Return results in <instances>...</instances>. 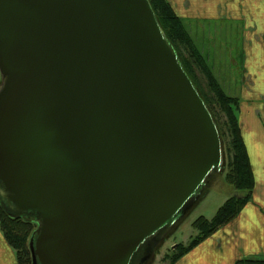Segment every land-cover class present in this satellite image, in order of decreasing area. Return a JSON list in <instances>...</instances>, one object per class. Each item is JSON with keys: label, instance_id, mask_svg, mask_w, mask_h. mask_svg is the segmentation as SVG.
Listing matches in <instances>:
<instances>
[{"label": "water", "instance_id": "obj_1", "mask_svg": "<svg viewBox=\"0 0 264 264\" xmlns=\"http://www.w3.org/2000/svg\"><path fill=\"white\" fill-rule=\"evenodd\" d=\"M0 196L32 264H128L223 165L148 0H0Z\"/></svg>", "mask_w": 264, "mask_h": 264}, {"label": "crops", "instance_id": "obj_2", "mask_svg": "<svg viewBox=\"0 0 264 264\" xmlns=\"http://www.w3.org/2000/svg\"><path fill=\"white\" fill-rule=\"evenodd\" d=\"M183 19L223 17L220 0H168ZM232 17L244 19L239 125L254 175L251 200L238 215L184 253L174 264H264V0H232ZM220 8V10H219ZM229 15L226 14V16ZM0 264H17L0 231Z\"/></svg>", "mask_w": 264, "mask_h": 264}, {"label": "trees", "instance_id": "obj_3", "mask_svg": "<svg viewBox=\"0 0 264 264\" xmlns=\"http://www.w3.org/2000/svg\"><path fill=\"white\" fill-rule=\"evenodd\" d=\"M148 1L164 35L173 45L182 68L214 120L227 160V179L236 192H241L226 198L211 219L200 215L193 221V226L197 230L195 236L186 244H175L171 252L163 256V264H174L189 249L238 215L244 205L251 200L255 181L239 125V98L223 91L207 66L203 55L195 46L182 18L174 12L168 0ZM200 74L206 80L203 87ZM203 190L186 209L182 218L198 202ZM18 214L19 211L11 208L0 196V231L14 250L16 263L32 264L29 238L36 230V222L31 217L33 215L31 213L21 216ZM239 262L264 263V259L245 258L237 261Z\"/></svg>", "mask_w": 264, "mask_h": 264}, {"label": "rangeland", "instance_id": "obj_4", "mask_svg": "<svg viewBox=\"0 0 264 264\" xmlns=\"http://www.w3.org/2000/svg\"><path fill=\"white\" fill-rule=\"evenodd\" d=\"M231 1L220 0L223 17L212 16L199 20L182 18V21L223 91L238 97L241 92L244 19L232 17L231 6L229 5ZM228 13L229 15L226 16ZM200 77L203 87L206 80L201 74ZM226 161L224 153L222 167L219 170H213L198 202L184 218L181 216L165 231L166 236L145 264H163V256L170 253L175 244H186L195 236L197 230L193 226V221L198 216L203 215L207 219H211L226 198L241 193L236 192V189L227 179Z\"/></svg>", "mask_w": 264, "mask_h": 264}, {"label": "flooded vegetation", "instance_id": "obj_5", "mask_svg": "<svg viewBox=\"0 0 264 264\" xmlns=\"http://www.w3.org/2000/svg\"><path fill=\"white\" fill-rule=\"evenodd\" d=\"M211 173L206 177V179L204 181V184L202 185L201 190L198 191V193L194 196L192 201L190 203L186 204L182 208V210L179 212L177 220L184 214L186 209L193 203L195 198H197L201 194V192L204 189V187H205V185H206V183L208 181V178L210 177ZM172 225L173 224L168 225V226H166L164 228H161L158 231H156L154 234H152L150 237L146 238L137 247V249L134 251V253L132 254L131 259H130L128 264H145L151 258V256L153 255L155 249L157 248V246L161 243L163 238L166 236L165 231L169 227H171Z\"/></svg>", "mask_w": 264, "mask_h": 264}]
</instances>
